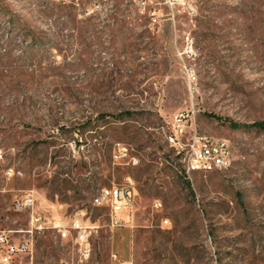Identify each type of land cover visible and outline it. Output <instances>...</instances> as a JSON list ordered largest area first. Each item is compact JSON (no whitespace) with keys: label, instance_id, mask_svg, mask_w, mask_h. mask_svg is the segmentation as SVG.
<instances>
[{"label":"rangeland","instance_id":"374dc122","mask_svg":"<svg viewBox=\"0 0 264 264\" xmlns=\"http://www.w3.org/2000/svg\"><path fill=\"white\" fill-rule=\"evenodd\" d=\"M188 3L172 17L163 0H0V230L28 226L27 193L69 230L35 231L12 264H264V0ZM190 109L228 140V168L177 169L163 129ZM130 180L131 219L93 205Z\"/></svg>","mask_w":264,"mask_h":264},{"label":"built area","instance_id":"2783aa9c","mask_svg":"<svg viewBox=\"0 0 264 264\" xmlns=\"http://www.w3.org/2000/svg\"><path fill=\"white\" fill-rule=\"evenodd\" d=\"M136 4H141L139 9L142 11L146 9L147 3H153V0H134ZM163 2L170 8L171 16L174 17L175 11L180 7V4L187 3V8L193 12L194 8L188 3V0H163ZM152 12V9H149ZM188 78L193 80L194 74L188 72ZM164 138L171 146L172 152L178 156L180 164L177 169L183 170V176L191 179L194 172L207 173L213 170H222L228 168L233 161V155L227 139L213 137L206 134H201L195 124L194 110H181L174 114L167 130L163 129ZM118 154L114 157H124L127 155V148L123 145H118ZM1 157V149H0ZM119 160V159H115ZM135 164L136 159H131ZM138 194L133 182L123 186L111 185L99 188L92 197L93 205L103 207L109 210L110 214L117 213L122 210H127L126 221L133 216L132 208L135 195ZM155 209L161 207V202L156 200L153 203ZM18 208L29 211V224L25 228L0 230V264H12L14 258L22 254L31 252L33 246V233L42 229L51 227L57 229L62 237L68 233V228H64L59 222L50 224L49 221H43L42 216L34 209V197L31 193L25 194L20 202ZM161 223L170 224L168 218L161 219ZM71 228L77 231L75 241L79 245V251L82 255L87 256L90 250L89 241L87 237V230L83 227L78 219H73ZM8 232H23L26 237L19 240H14ZM113 258H117L116 253H112Z\"/></svg>","mask_w":264,"mask_h":264},{"label":"trees","instance_id":"16d2710c","mask_svg":"<svg viewBox=\"0 0 264 264\" xmlns=\"http://www.w3.org/2000/svg\"><path fill=\"white\" fill-rule=\"evenodd\" d=\"M132 116V113L130 112V111H122V112H120L118 115H117V119H118V121H120V122H124V120L125 119H130V117ZM252 126H254V127H257L258 129H264V121H256V122H253L252 123ZM122 128H124V132H125V134H127V127L125 128V126H123ZM134 134H135V132H134ZM136 134H137V132H136ZM137 135H134V136H132L131 138L133 139V138H135ZM175 158H177L178 159V156H175ZM177 167V166H176ZM145 170H147V168L145 169ZM137 174H144V171H139V172H137ZM184 177V176H183ZM150 178L149 177H145V181L147 182L148 180H149ZM63 181L65 180V179H62ZM187 182V187L188 188H190V185H189V182L188 181H186ZM151 187V186H150ZM140 190H142V189H140Z\"/></svg>","mask_w":264,"mask_h":264},{"label":"bare ground","instance_id":"6f19581e","mask_svg":"<svg viewBox=\"0 0 264 264\" xmlns=\"http://www.w3.org/2000/svg\"><path fill=\"white\" fill-rule=\"evenodd\" d=\"M119 160H123V159H119ZM233 162V161H232ZM179 171L183 174V170L182 169H179Z\"/></svg>","mask_w":264,"mask_h":264}]
</instances>
